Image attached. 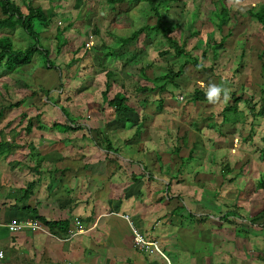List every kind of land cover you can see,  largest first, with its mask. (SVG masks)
<instances>
[{
    "label": "crops",
    "instance_id": "0c3cea01",
    "mask_svg": "<svg viewBox=\"0 0 264 264\" xmlns=\"http://www.w3.org/2000/svg\"><path fill=\"white\" fill-rule=\"evenodd\" d=\"M2 117L0 141L18 147L0 154V218L65 220L67 235L57 238L43 226L45 232L0 228L1 264H264V193L253 186L264 181V161L257 152L263 146L262 126L256 138L241 144L232 136L218 138L214 131L205 137L200 133L205 153L175 178L169 155L173 144L168 141L164 151L159 148L163 141L155 139L142 153L143 139L136 138L126 148L118 145L116 161L109 162L111 155L83 141L75 147L65 143L74 133L49 125L63 123V117L39 116L26 133L31 139H23L25 125L15 137L8 135L14 125ZM42 119L48 121L45 126ZM84 119L88 125L100 121L92 128H116L108 121L105 125L101 116ZM147 123L152 127L157 120ZM114 135V140L129 139L132 130L118 129ZM46 140L55 143L39 145ZM206 140L217 147H207ZM225 163L232 169L225 179L234 178L240 166L244 173L220 185L218 165ZM141 174L135 182L129 180ZM234 203L241 214H220ZM130 228L155 243L165 260L137 250Z\"/></svg>",
    "mask_w": 264,
    "mask_h": 264
},
{
    "label": "trees",
    "instance_id": "16d2710c",
    "mask_svg": "<svg viewBox=\"0 0 264 264\" xmlns=\"http://www.w3.org/2000/svg\"><path fill=\"white\" fill-rule=\"evenodd\" d=\"M55 1V3L53 2ZM62 0H38L37 5L32 4V0H20L17 4L12 0H0V31H13L15 29L20 30L19 37L25 36L27 42L20 48L13 47L12 39L8 35H0V78L3 76H7L12 74L14 71L21 69L27 65L32 64L37 61L34 60V56L38 55L40 60H38V66H41L43 69H55L57 72H60V69L53 60L51 62L48 60V49L40 44V31H45L51 25L52 19L56 17L55 9H60L58 5ZM104 2L106 9H114L117 5L122 4L125 0H102ZM132 2H143L148 5L149 16L144 19V23L135 29H132L128 35L126 36H111L113 35L111 32H105L106 35L110 36V38H114V46L116 49H111L108 45L100 41V50H102V56L104 58H108L112 62H123L125 65L128 58L135 53V51H124V48L130 44H135L136 42H140L141 39H144L146 36L152 35V38L155 40V45L153 49L156 51V57L162 59L166 56H171L174 60L173 66L178 61V59L182 57H189L191 51L197 50L198 47L195 44L196 41H199L198 31L194 27L195 20L198 15V8L194 5L192 12H190L189 21L187 20V16L182 15L184 0H160L155 5H152L150 0H130ZM53 2L52 8L47 9L50 11L49 13L44 12V8L50 3ZM218 7H214L212 10L207 12V22L211 27L213 33L216 34L217 38L212 34L210 38L205 41L204 45L206 49L200 50L201 57L209 58L210 65L205 69L204 67L196 64V61L192 60L191 62H187L184 60L182 63L176 64L177 69L173 70L171 66H167L165 71L157 76H154L152 79L146 78L144 74V67H138L136 69V76L138 79L144 81L145 83H149L150 86L135 84L133 88L134 97H140L139 101L142 104V109L138 110L136 105L128 103V99L125 96L122 89L114 91L110 98H107V94L114 84L112 80L113 73L110 70L104 71L103 79L101 82V89L99 91V100L101 101V117L105 118L108 122L112 123L116 128L114 129H102L101 128H90L88 131H85L80 134V141L90 140L91 146L96 148L97 150L102 151L106 156L111 155V158L107 161L112 162L116 161L118 155V145L122 148H126L131 142H133L136 138L143 139L142 144V153H145L147 146H151L152 141L158 139V141H168L172 143V147L170 150V164L176 169H174V174L178 177L182 174L183 168L185 165L192 160H200V156L205 153L204 146L202 144V140L199 139L201 129L214 131L218 138H225L226 136H232L236 139L237 143L241 144L244 142H250L252 137L256 132H258L259 127L262 126V136L260 137V141L263 146L261 149L257 150L259 154V161H264V122L262 125L257 127L255 130L254 122L256 119H264V97L259 99V102H252L250 98H241L234 91L230 92L228 95V101H224L222 103L223 93L218 100L215 102L222 103V106L219 108L216 114L209 112L207 117H205V121L203 123L204 127L199 126L198 124H190L187 129H184L180 124H172L171 122L164 116L165 110L163 109L164 102L169 101L170 98H173V94L179 91V87L176 84V80L179 75L182 74L183 69L186 66H190L195 70L196 73L205 72V71H214L215 64L218 60L219 55L226 57L229 59L227 54H224L226 48L224 47V43H226V39L231 37V27L227 29L228 25H231L230 20V8L226 7L222 0H218ZM171 5L172 10L177 9L178 14L177 20L172 23L168 21V9ZM164 8V15L161 14L160 9ZM196 8V9H195ZM240 18V16H238ZM237 17V18H238ZM247 20V25H249L254 33H261L260 37L256 36V34L248 35L249 45H239V53L237 54L236 67L233 71L230 72V75L240 76V70L243 68L242 58L244 54H247L250 59H255L259 61L258 71L261 72L262 79L264 78V62L261 61V56L264 54V0L257 4L255 7L249 8L244 12V16ZM236 18V20H237ZM241 19V18H240ZM151 21V23H148ZM182 21V23H181ZM239 23V22H238ZM70 23L63 26L54 28L53 34V50L54 56H60L61 49L66 45V39L63 37V34L70 27ZM175 29H182L181 31H185L187 34L186 38L181 41L179 38H174L172 36L173 31ZM180 31V34H181ZM211 32V33H212ZM250 32V31H249ZM97 38L98 30L96 27H92V30L89 31V38ZM187 40H194L193 45L189 50H186L185 44ZM161 41L164 42L165 49H158L161 44ZM86 43L81 44L78 48L75 49L74 54L79 51H87ZM235 46V45H234ZM233 46V47H234ZM84 47V48H83ZM232 47V46H231ZM87 49V50H86ZM91 48V50H93ZM233 49V48H231ZM106 50V51H105ZM209 54V56H208ZM35 65V64H34ZM127 65V64H126ZM257 66L256 64H251ZM149 66V65H148ZM148 66H146L148 68ZM68 66L65 65V68ZM249 68H251L249 64ZM237 77V78H238ZM63 77L60 76V80ZM239 81V78H238ZM60 83V82H59ZM58 86L61 87V83ZM42 87V85H41ZM43 88H39V91H43L44 96L53 95V91L51 90H41ZM237 89L241 92L244 90L241 86V83L237 86ZM264 90L259 89V93L262 94ZM207 93L204 88L201 86H196L192 89L189 94L188 102L190 105L193 104H206L210 105L214 102H210L207 98ZM36 93L31 92L29 94L30 97H33ZM49 97L45 98L46 106L49 105L51 99ZM220 100V101H219ZM24 98H19L15 101H8L3 107L0 106V116L1 112L9 109H16L24 103ZM171 101V100H170ZM52 106L58 109L60 115L63 117V123H51L50 128L57 130L63 133H76L77 131H82L81 126H75L77 118L73 117L69 111L62 107L57 100L51 101ZM242 103L248 113L245 115L237 110V104ZM51 106V107H52ZM148 106H151L152 110L150 115L141 114L144 109ZM244 114V115H243ZM39 115L29 117L24 126V132L28 133L32 124L38 123ZM110 116V119L107 118ZM248 117V119H246ZM20 118H25V114H20ZM156 118L157 123L149 126L147 121L151 122L152 119ZM109 119V120H108ZM105 124V123H104ZM259 124V123H258ZM68 125V126H67ZM107 125V124H105ZM121 127H119V126ZM147 125V126H146ZM191 128V133H190ZM240 128H243L242 130ZM118 129H131L132 136L129 139L119 140L115 137L114 132ZM255 130V131H254ZM241 132L245 135L241 137ZM74 138V137H73ZM65 141V140H64ZM65 143L68 145H72V138L66 139ZM207 147L213 146L217 147V145H210V141L206 140ZM214 143V142H213ZM18 146L12 144L10 142L0 141V154L4 151H9L11 149H15ZM29 149L32 147L30 144L27 145ZM75 145L73 144V146ZM7 153V152H6ZM198 157V158H197ZM82 158V156H81ZM128 164L132 162L128 161ZM118 169V168H117ZM241 169H238L237 174ZM232 169L229 164L225 163L224 165H218V173L221 177V183L223 182H231L237 176L234 175V178L225 179L227 175H230ZM143 175L139 176H129V180L131 182H135L136 179L142 178ZM254 189L261 190L264 193V181L261 179L256 180L253 185ZM231 208L239 209L234 203ZM264 212V209L261 210ZM34 214V213H33ZM33 220L37 221L41 226L46 227L48 232L57 237L64 238L67 233V221H57V222H44L38 216H32Z\"/></svg>",
    "mask_w": 264,
    "mask_h": 264
},
{
    "label": "rangeland",
    "instance_id": "374dc122",
    "mask_svg": "<svg viewBox=\"0 0 264 264\" xmlns=\"http://www.w3.org/2000/svg\"><path fill=\"white\" fill-rule=\"evenodd\" d=\"M12 1L18 4L20 0ZM158 1L160 0H150L152 5H155ZM217 1L218 0H184L182 15L187 16L188 21L193 6L195 5L198 8V15L194 23V27L199 35V41L198 43L197 41L195 43L198 49L191 51L189 57L178 59L173 66V63L176 60L171 56H166L162 59L156 57V51L153 49L156 39L154 40L152 35L146 36L144 39H141L140 42L138 41L135 44L128 45L126 49L124 48V51H135V53L128 58L126 62L127 65H124L123 62H112L108 58L102 56V50H100L99 47L101 43L99 40H101L103 44L105 43L108 45L111 49L117 48L113 44L114 38H110L105 32H111L113 34L111 36L128 35L132 29L142 25L144 19L150 15L147 4L139 1L132 2L130 0H125V2L110 10L105 8L102 0H62L58 4L60 9H55L56 17L52 19L51 25L48 29L45 31L39 30L40 44L48 49V60L50 62L53 60L54 63L58 65L60 72H57L55 69H43L41 66H38V60H40V57L36 55L33 58L34 60L38 59L35 63L33 62L30 65L14 71L10 75L0 78V106L3 107L8 101H15L19 98L25 99L22 106L16 109H4L1 112V116H3L2 119L5 120L9 118L12 125H14L13 128H8V130H6L8 131V135L11 134L15 137L18 135L19 131L23 130V127L19 126H24L25 121L20 122L19 119H17L20 116V113L25 114V117L40 114L39 116L46 120H51V118L57 120L58 116L62 117L58 109L52 106L51 101L54 100H57L62 107L66 108L73 117H76L77 121L79 120V122L76 121L77 125H87L90 128L98 125L100 126V121L98 123V121L95 120L93 121L95 123L88 125V123L82 122V120L87 116L91 120L94 118L97 119L101 116L102 105L99 100V91L101 89L103 73L107 70H110L113 73L112 80L114 81V84L111 86L107 94V98H110L114 91L121 88L122 92H124L128 99V103H135L134 105H136L137 109L141 110L142 104L139 102L141 98L134 97L133 88L136 83L146 86H150V84L138 79L136 76V69L138 67H144V74L148 79H152L154 76L163 73L168 65L171 66L173 70H176V64L182 63L184 60L187 62L194 60L196 61V64L206 69L210 65L209 58L207 57V54L205 57H201L200 50L206 49L204 43L212 34L217 38L216 34L212 32L206 18L208 11L216 6L218 7ZM262 1L263 0H222V3L230 8L229 22L231 25H228L227 29L230 27L232 28L231 37L226 39V43H224V47L226 48L224 54L231 56H229L228 59L219 55L214 71L212 72L203 71L196 73L190 66H186L183 69L182 74H180L176 80L179 91L173 94V98H170L171 101H165L163 106V109L165 110L164 116H166L171 122V125L180 124L181 129L182 127L187 129L190 124H198L199 126L204 127V119L209 112L216 114L222 106V103H224L225 99L222 91V103L214 102L210 105H190L188 97L192 89L196 86H201L206 91H209L212 86H220L222 89L227 90V95L234 91L241 98H250L252 102H259V99L264 97V91L262 94L259 93V89L264 90V78L262 79L261 72L258 71V60H252L247 54H244V57L240 61L243 64V68L239 72L240 76L238 77L235 74L230 75V72L236 67L235 58L239 53L238 46L249 45L251 41L249 42L248 35L256 34L252 31L253 29L247 25V20L243 17L244 12L249 8L255 7ZM53 2L55 3V1ZM53 2H50L43 9L44 12L46 11V13H49V9L54 12L52 8ZM32 4L37 5L38 0H32ZM173 6L174 5H171L168 9L167 17L168 21L172 23L175 22V19L177 20V9L179 5H177V9L172 10L171 7ZM160 12L164 15V8L160 9ZM238 16H240L241 19ZM69 23L71 24L70 27L63 34L67 43L61 49V55L55 57L52 42L54 28L56 26L63 27ZM148 23H151V21H148ZM92 27H96L98 30L97 38H89V31L92 30ZM181 30L182 29H180V31ZM180 31L175 29L172 36L176 39L179 38L181 41L186 38L187 34L185 31H181L180 34ZM19 34L20 30L18 28L9 32L0 31V35H8L12 39L13 47L15 48L23 47L22 44L24 45L27 42L26 37L22 35L19 37ZM256 36L260 37L261 40V33L256 34ZM84 43H86L85 46L88 50H81L74 54L75 49ZM193 43L194 40H187L185 44L186 50H189ZM93 47L94 49L91 50ZM156 48L165 49L164 42L161 41V44ZM261 61L264 62V54L261 56ZM253 62L257 65L254 66V68H252L253 66L251 65ZM249 64L251 68H249ZM65 65L68 67L65 68ZM146 66H148V68ZM60 76L63 77L61 80ZM237 77L239 78V81ZM59 82L61 83L60 88L58 86ZM240 83L244 89L241 90V92L237 89V86ZM39 88H43L44 90L49 89L51 92L53 91V95H50L51 97L44 96L43 91L38 90ZM31 92H35L36 94L33 97H30L29 94ZM46 97L51 99L48 106H46L47 103L45 102ZM179 97L181 99H179ZM226 101H228V99ZM151 110V106H148L141 114L150 115ZM237 110L245 115L248 113L246 107L242 103L237 104ZM107 118L110 119V116H107ZM44 119H42V126H45L48 122L44 121ZM246 119H248V117ZM100 120L104 121V123L107 121L105 118L103 119V117ZM153 120L154 119H152V121ZM262 124L263 119H256L254 122L255 130H257V127ZM240 129L242 130L243 128ZM80 132L83 131L74 133V138H72L73 141L71 143L72 145L77 141H80L78 139L81 134ZM209 132L210 130L208 131L205 129H201L200 131L203 137L207 136ZM24 134L27 136L23 137ZM24 134L22 135L23 139H31L33 137L32 134ZM252 138H256V136L254 135ZM81 141L86 144V147H92L89 138L88 140L84 138V140ZM53 143H55V141L46 140L43 141V143L39 142V145L50 146ZM162 143L163 144L159 145V148L164 151L169 145H167V141H163ZM246 146L247 145H244L243 148H246ZM240 168L241 166L239 169ZM242 172L241 169L237 175H241ZM171 175L174 177L176 176L174 173ZM258 209L259 208H257L256 211H258ZM221 212L222 213L220 214H241L239 210L233 209L231 206L226 207V209H221Z\"/></svg>",
    "mask_w": 264,
    "mask_h": 264
},
{
    "label": "built area",
    "instance_id": "2783aa9c",
    "mask_svg": "<svg viewBox=\"0 0 264 264\" xmlns=\"http://www.w3.org/2000/svg\"><path fill=\"white\" fill-rule=\"evenodd\" d=\"M179 99H181L179 97ZM124 219L126 217L124 216ZM77 222H75V225ZM0 228L5 229L9 233H16V232H45L44 228L35 220H22V221H15V220H3L0 218ZM131 229V236H132V243L133 246L143 252V253H155L161 258L165 260L162 253L159 251L155 243L146 241L144 238H142L138 233H136L132 228ZM2 259V252L0 251V264Z\"/></svg>",
    "mask_w": 264,
    "mask_h": 264
},
{
    "label": "clouds",
    "instance_id": "9594fccd",
    "mask_svg": "<svg viewBox=\"0 0 264 264\" xmlns=\"http://www.w3.org/2000/svg\"><path fill=\"white\" fill-rule=\"evenodd\" d=\"M224 92L225 101L228 99L227 90L222 89L220 86H212L207 93V98L210 102H215L219 99L221 92Z\"/></svg>",
    "mask_w": 264,
    "mask_h": 264
}]
</instances>
